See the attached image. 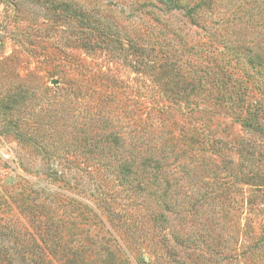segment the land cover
Returning a JSON list of instances; mask_svg holds the SVG:
<instances>
[{"label":"rangeland","instance_id":"rangeland-1","mask_svg":"<svg viewBox=\"0 0 264 264\" xmlns=\"http://www.w3.org/2000/svg\"><path fill=\"white\" fill-rule=\"evenodd\" d=\"M23 1L0 2V264H264V134L200 79L233 50L228 71L258 69L257 0H204L194 22L164 0H70L115 47Z\"/></svg>","mask_w":264,"mask_h":264},{"label":"trees","instance_id":"trees-1","mask_svg":"<svg viewBox=\"0 0 264 264\" xmlns=\"http://www.w3.org/2000/svg\"><path fill=\"white\" fill-rule=\"evenodd\" d=\"M29 1L34 3L36 6L46 4L50 9L58 7L62 13L63 20H66L67 16L69 15L76 17L78 19V25L81 34L85 33L84 35H90L91 33H96L98 34L96 37L101 39L102 42L106 41L107 44H111L114 47L122 45V39L120 38V35H117V30L106 21L107 19L104 16H97L95 12H93L92 8L88 9L89 5L84 8L81 3H71L70 0ZM254 1L255 0H252V2ZM0 2H3L5 5H9L11 8L17 10L20 9V6H22L24 1L0 0ZM162 2H171V7L173 9L183 10L186 16L189 17L192 22L196 20V17L199 14L198 12L204 7V0H164ZM257 2L258 11H260L259 13L264 14V0H257ZM127 43L133 47L134 45L136 46L134 40L132 39H127ZM97 44L90 41V39H87L84 41L83 46L85 48H94V46H97ZM235 51L236 50H233L230 58L223 62L224 65L216 64L213 60L209 61L211 65H208L207 63V65L203 67L200 79L202 76L204 77V81H206L208 86L211 87L209 88L210 91H213L215 94H224L225 96H228L231 107L236 110V119L241 123V125L249 126L251 129L264 134V125H260L254 121L255 119L252 118V116L255 114L254 110H257L254 107H262V104H264V51L261 49L257 50L251 56V58L245 60L246 63L255 62L258 69L247 70L242 73V77L235 76L233 73L228 71V67H226L231 61L238 60L240 58V56L235 55ZM193 71L197 72L196 69ZM231 77L234 78L233 81H228ZM200 79L198 78L196 84L192 83L188 91L178 85V83H174L172 84L174 87L171 86V92L174 95L178 94L189 96L191 94H195L198 91L197 89H199L197 83H201ZM248 82H250L249 91H247L246 86L248 84H244ZM253 86L256 87V92L251 94L252 88H254ZM262 233L264 234V230Z\"/></svg>","mask_w":264,"mask_h":264}]
</instances>
